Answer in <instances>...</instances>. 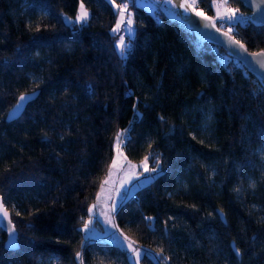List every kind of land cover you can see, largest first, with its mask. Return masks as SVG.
Masks as SVG:
<instances>
[{
	"label": "trees",
	"instance_id": "obj_1",
	"mask_svg": "<svg viewBox=\"0 0 264 264\" xmlns=\"http://www.w3.org/2000/svg\"><path fill=\"white\" fill-rule=\"evenodd\" d=\"M79 1L89 19L66 22ZM132 6L121 58L108 0H0V195L18 242L5 249L0 229V264H77L79 248L82 264H130L112 242L81 243L79 228L123 129L129 158L161 163L114 212L135 244L157 252L143 263L264 264V87L183 22ZM232 35L264 49V25Z\"/></svg>",
	"mask_w": 264,
	"mask_h": 264
},
{
	"label": "rangeland",
	"instance_id": "obj_2",
	"mask_svg": "<svg viewBox=\"0 0 264 264\" xmlns=\"http://www.w3.org/2000/svg\"><path fill=\"white\" fill-rule=\"evenodd\" d=\"M108 1L110 2L113 8V11L115 12V24L113 25V28H115L116 21L117 19H119L117 6L120 5L123 2V0H108ZM81 2L82 1H79L77 10L73 16L64 15L65 21H66V17H71L73 21L75 20V16L77 15L79 11ZM127 2H128V9L126 11V18H127V13L130 12L131 18L133 20V25H132L133 29L135 28V24H134V16H133L134 12H133L132 5L144 7L152 13L154 9L156 8L161 9L167 14L169 18L175 19L178 21L180 20V17L183 14H185L182 8L177 7V5L182 2V0H171V3H169L168 0H135L134 3L132 2V0H127ZM85 8L88 10L86 6ZM212 10H213V13L209 16L214 18L215 9L212 8ZM197 11H200V10H197ZM77 24H81V23H77ZM117 33H118V36L115 39V47L119 53V48H118L119 36L123 35L126 43L129 42L130 37H129V34L123 30V26H122V30ZM116 133L113 137L112 157L109 161L106 174L102 178L96 190L94 200L88 206L87 215L84 218L83 223L79 226V228L81 229V232H82L81 243H84L89 238H99L102 240H106V241L112 242L122 247L126 251L127 257L129 259V257L132 256V254H131V250L128 249L127 241L124 240V237L127 235L117 226L115 219H113V223L116 225V227H113L112 224H109L107 222L108 215L106 214L109 213V208L113 200H115L116 205L118 206L123 200L131 196L133 192L135 191V189H137L141 185L148 183L153 177H155L161 170V163H160V159H154L151 163L148 159L147 168L149 169L156 168L157 171L156 172L145 171V168L142 165L144 162V158L146 156H143L142 158L138 160L131 159L124 153L123 147H121L122 156L119 157L120 162L117 164L116 167L112 168L111 176H109V168L112 165V160L114 158H117V150L115 146ZM157 163L159 165L158 167H157ZM130 165L135 166V167H130ZM105 180H107L108 182L104 184V190L101 191V184ZM98 194L100 197L99 200L97 199ZM93 205H96V207L90 213L89 208H91ZM110 215L114 217V213H110ZM89 221L91 222L89 223V228L86 231L84 230V224ZM134 247H137L141 250V257L139 261L137 262L135 257L132 256V258L129 259L130 264H145L141 260L143 255H148L154 261H157V252H155L153 249L147 248L143 245H139L135 243H134ZM77 252L81 254L80 248L76 251V253ZM76 253H75V258L77 260V264H82L81 259H78L76 257ZM53 260H54L53 257L46 258L44 260V264H52Z\"/></svg>",
	"mask_w": 264,
	"mask_h": 264
},
{
	"label": "snow or ice",
	"instance_id": "obj_3",
	"mask_svg": "<svg viewBox=\"0 0 264 264\" xmlns=\"http://www.w3.org/2000/svg\"><path fill=\"white\" fill-rule=\"evenodd\" d=\"M132 2L134 3L135 0H132ZM168 2L171 3V0H168ZM199 2H200V0H182V2L177 5V7L182 8L186 14L191 11L196 16L201 17L204 21L203 26L205 28H216L217 21H219L221 23V27H224L227 25L235 26L237 23H243L244 22L243 14L239 12V9L227 7L228 0H206L209 8L215 9L214 18L206 16L203 11H197L196 10ZM244 2L245 3H251V0H244ZM127 9H128L127 0H123V2L117 6L119 19H117L116 26H115V28L112 29V32L114 34L117 32H120L122 30V26H123V30L126 31L129 34V37L131 38L132 34L134 33V29L132 27L133 20L131 18L130 12L127 13V18H126ZM89 16H90V13L85 8L83 2H81L79 11H78L77 15L75 16V20L73 21L71 17H66V22H68V23H86L87 20L89 19ZM216 30L220 31L219 28H216ZM230 33H231V28H229V30L227 32H225L224 35L227 36L232 43L238 45L240 48L247 51L245 46L240 41L235 40V38L233 36H231ZM130 47H131L130 40L128 43H126L124 36L123 35L119 36L118 48H119V53L121 55V58L125 57L126 50H129ZM251 56L254 60L257 61V63L260 65L261 68H264V60L260 59L261 57H264V50H261L259 52H255V53H251ZM27 99H28V96L25 94H22L19 97V99L17 101V105L15 106V110H10L9 119L15 118L19 114L23 102L26 101ZM128 131H129L128 129H123V130H120L116 133L115 146H116V150H117V158H114L112 160V165L109 168V176H111L112 168L116 167L117 164L120 162L119 157L122 156L121 147H122V145H124L125 141L127 139H129L126 135ZM147 160H148V157L146 156L144 158V162L142 165V166H144L145 171L156 172L157 171L156 168H151V169L147 168ZM158 166L159 165L157 163V167ZM130 167H135V166L130 165ZM107 182L108 181L105 180L101 184V191L104 190V184H106ZM117 191H119V190H117ZM99 198L100 197L98 194L97 199L99 200ZM95 207H96V205H93L91 208H89V212L91 213ZM116 207H117L116 202H115V200H113L112 204L109 208V213L106 214V215H108L107 222L109 224H112L113 227H116V225L113 223L114 217H112L110 215V213H114L116 211ZM17 215H19V213H17ZM0 217H2L4 219H8L9 227L7 228V231L9 232V241L7 243V247L10 249H13L17 246L16 236H15V227H14V225H12L11 219H9V212L4 207L2 199H0ZM144 219L146 221H152L153 218L149 216V217H145ZM90 222L91 221L86 222L84 224V230H86V231L88 230ZM124 240L127 241L128 249L131 250L132 256H134L136 261L138 262L140 257H141V250L137 247H134V241H132L129 237L125 236ZM236 252H237V254H239V249H236ZM132 256H130L129 259H131ZM76 257L78 259L82 260L81 254L79 252L76 253Z\"/></svg>",
	"mask_w": 264,
	"mask_h": 264
},
{
	"label": "water",
	"instance_id": "obj_4",
	"mask_svg": "<svg viewBox=\"0 0 264 264\" xmlns=\"http://www.w3.org/2000/svg\"><path fill=\"white\" fill-rule=\"evenodd\" d=\"M241 2V4L250 11V22H252L255 25H264V0H251V3H245L244 0H238ZM206 16L210 17L209 15L205 14ZM181 22L184 23L187 27H189L193 32H195L200 38L205 39L209 41L211 44L221 48L222 50L226 51L228 54H230L237 62H239L242 67L247 70L248 73H250L252 76H254L258 82L264 87V68H261L260 65L257 63L256 60H254L251 56V53L259 52L264 49H257V50H249L245 51L244 49L240 48L238 45L232 43L227 36L224 35L225 32L222 29L220 31H217L216 28H205L203 26L204 21L201 17L196 16L194 13L191 11L189 13H185L180 17ZM231 36H233L230 33ZM234 37V36H233ZM235 38V37H234ZM235 40H238L235 38ZM239 41V40H238ZM260 59L264 60V57H261ZM39 93V88H35L33 90L29 91H24L19 93L12 105L6 110L4 119L5 121H10L14 120L17 117H19L23 110L25 109L26 105L28 102L32 101L33 99L36 98V96ZM25 94L28 96V99L23 102L22 107L20 109L19 114L12 119H9L10 115V110H15V106L17 105V101L19 97ZM0 199L3 198L0 195ZM4 207L6 208L4 202H3ZM7 209V208H6ZM8 210V209H7ZM9 212V210H8ZM9 219H11V214L9 212ZM12 221V219H11ZM12 225H14L12 221ZM9 227L8 225V219H4L0 217V229L4 232L5 238L3 242V246L5 249L8 250H14L18 247V242H17V229L15 228V236H16V244L17 246L13 249H10L7 247V243L9 241V232L7 231V228ZM15 227V225H14Z\"/></svg>",
	"mask_w": 264,
	"mask_h": 264
},
{
	"label": "built area",
	"instance_id": "obj_5",
	"mask_svg": "<svg viewBox=\"0 0 264 264\" xmlns=\"http://www.w3.org/2000/svg\"><path fill=\"white\" fill-rule=\"evenodd\" d=\"M227 6L230 7V8L239 9V12L242 13L243 17H244V22L243 23H237L235 26L227 25V26L221 27V23L219 21H217V23H218L217 27L218 28H220V29H222L224 31H228L229 28H231V34H232V31L236 30L237 28H239L241 26L246 25L250 21V11L247 10V9H243L240 5L235 4L234 2H232V0H228ZM196 10H200L201 11V7H200L199 4H198ZM215 47H217V46H215Z\"/></svg>",
	"mask_w": 264,
	"mask_h": 264
}]
</instances>
